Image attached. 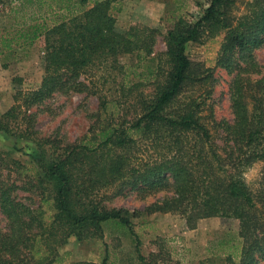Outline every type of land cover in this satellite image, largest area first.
I'll return each instance as SVG.
<instances>
[{"label":"trees","instance_id":"obj_1","mask_svg":"<svg viewBox=\"0 0 264 264\" xmlns=\"http://www.w3.org/2000/svg\"><path fill=\"white\" fill-rule=\"evenodd\" d=\"M236 2L209 0L194 23L178 19L163 37L165 51L130 80L119 58L135 56L138 64L150 58L157 29L131 26L118 32L111 14L114 0L89 5L87 0H18L7 14L13 25L36 22L53 8L65 9L67 16L50 27L33 26L30 39L44 36L42 79L36 89L14 94L13 104L0 116V131L10 132L13 122L34 138L31 109L54 94L95 88L99 107L78 143L31 140L37 151L32 181L26 185L39 200L35 207L20 198L16 182L2 178L9 165L17 173L25 168L0 151V214L5 220L0 225V264L57 263L59 249L71 237L78 242L102 238L108 223L134 237L138 264H157V254L140 253L133 214L104 205L125 189L143 196L170 192L145 213L177 214L188 230L204 219L237 221V260L228 255L225 263L264 262V191L254 195L239 180L244 165L264 160V75L254 77L261 74L254 50L264 47V0H252L238 17L233 13ZM217 35L222 40L216 67L233 74L231 122L214 120L210 108L211 119L203 115L215 81L213 69L186 54L188 43ZM11 39L1 36L0 48L9 49ZM99 69L108 74L101 75L100 86L122 74L114 96L86 82ZM201 87L203 92L195 95ZM109 189H115L112 196L105 194ZM44 205L52 211L48 218ZM108 261L106 253L100 263L72 264Z\"/></svg>","mask_w":264,"mask_h":264},{"label":"rangeland","instance_id":"obj_2","mask_svg":"<svg viewBox=\"0 0 264 264\" xmlns=\"http://www.w3.org/2000/svg\"><path fill=\"white\" fill-rule=\"evenodd\" d=\"M95 0H87L92 4ZM252 0H237L234 6V15H244ZM209 0H114L111 14L115 18V28L118 32H125L131 26L150 27L158 30L153 53L150 58L137 63L135 56H122L119 61L124 65L130 80L136 75L152 67L153 57L165 51L163 37L173 28L178 19L187 23H194L208 7ZM18 5V0H0V37L12 38L9 49L0 48V116L13 104L14 94L36 89L43 75L44 36L35 39L32 28L36 24L52 26L67 16L65 9L53 8L44 17L36 22L25 25H13L9 11ZM222 36L204 38L201 43H188L186 54L190 60L201 62L213 69L215 81L209 86L212 88L210 98L206 101L203 115L216 121H232L230 108L229 88L233 74L216 67V58L220 49ZM256 63L261 67L264 75V47L254 50ZM90 79H85L89 85L96 84L98 91L107 96L117 94V84L122 79L118 73L115 80L109 78L104 86L101 85V75H108L102 69L93 72ZM95 89V88H94ZM84 91L68 95L54 94L38 108H32L35 114L34 138L25 136L16 124H10V132L0 131V151L4 157L18 160L23 169L17 173L11 165L4 169L2 178L16 182L20 186L18 195L23 201L32 206L39 204L35 194L28 191L27 182L32 181L34 174L32 156L37 148L31 140H56L61 145L78 143L87 133L93 116L99 107V92ZM201 87L195 95L203 92ZM94 92L95 94L91 93ZM211 109V114L210 110ZM30 110V111H31ZM23 130L24 126H19ZM220 145V139H215ZM115 189L105 191L112 196ZM171 193L159 191L143 196L136 191L125 189L119 195L105 201L107 208L125 209L133 214L131 217L132 229L140 245V253L144 257L157 254V264H226L228 255L237 260L238 223L235 220L210 218L200 220L194 230H188L184 220L177 214H146L145 208L158 202ZM46 217L52 215L48 205H44ZM0 225L5 226L4 217L0 214ZM109 255L108 264H138L136 258L135 240L128 231L118 224L108 223L103 227L102 238H94L78 242L71 237L67 244L59 249V261L54 264H72L77 262L100 263L105 254ZM264 264V262H262Z\"/></svg>","mask_w":264,"mask_h":264},{"label":"clouds","instance_id":"obj_3","mask_svg":"<svg viewBox=\"0 0 264 264\" xmlns=\"http://www.w3.org/2000/svg\"><path fill=\"white\" fill-rule=\"evenodd\" d=\"M239 180L254 195L264 191V160H253L244 165Z\"/></svg>","mask_w":264,"mask_h":264}]
</instances>
